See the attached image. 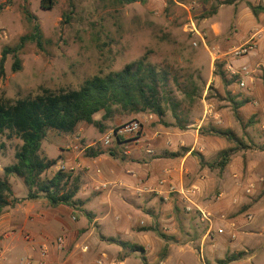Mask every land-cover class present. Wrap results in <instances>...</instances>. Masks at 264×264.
<instances>
[{
	"label": "rangeland",
	"instance_id": "rangeland-1",
	"mask_svg": "<svg viewBox=\"0 0 264 264\" xmlns=\"http://www.w3.org/2000/svg\"><path fill=\"white\" fill-rule=\"evenodd\" d=\"M40 2L0 0V59L4 48L19 46L21 37L33 30L24 9L37 17L44 34L41 49L27 43L20 50V71H13L14 58L7 57L0 78L1 100L16 102L46 89L78 90L87 79L117 73L146 59L167 75V90L185 125L178 127L169 106L164 118L152 113L117 114L103 121L104 113H98L94 119L102 122L104 132L86 124L74 134L48 132L40 155L58 162L43 179L59 170L72 173L80 179L76 199L81 203L80 210H67L42 197L53 213L68 216L74 227L71 235L60 226L51 235V264H119L124 258H129L126 264H146L148 252L158 250L162 255L170 245L196 251L195 256L187 254L193 257L191 264H219L241 253L242 259L230 264H264V12L255 16L250 9V5L264 7V2L140 0L116 6L110 0H56L51 10L42 9ZM253 44L250 53L238 54ZM132 122L140 124L139 134L120 136V128ZM211 128L232 136L200 134ZM9 135L0 133V179L11 186L10 201L29 200L23 180L5 176V168L16 163L22 146L21 140ZM155 142L159 150L153 149ZM90 147L114 151L119 166L128 165L136 173L144 169L145 153L151 160L169 156L167 178L145 187L139 179L130 187L138 189L136 194L128 193V185L119 188L113 178L97 179L85 165V159L92 158L86 154ZM229 148L237 149L236 154L221 170L219 154ZM62 150L71 151V161L60 160ZM96 173L100 175L99 170ZM102 196L109 202L101 204ZM202 212L211 215L213 225ZM219 228L225 234H217ZM20 233L16 228L17 238ZM59 237L65 240L62 248L55 243ZM124 242L129 246L122 247ZM18 246L7 264L29 261L27 242ZM48 256L49 251L46 258L31 263L46 264ZM148 259L157 261L153 256Z\"/></svg>",
	"mask_w": 264,
	"mask_h": 264
},
{
	"label": "trees",
	"instance_id": "trees-1",
	"mask_svg": "<svg viewBox=\"0 0 264 264\" xmlns=\"http://www.w3.org/2000/svg\"><path fill=\"white\" fill-rule=\"evenodd\" d=\"M116 6L131 5L140 0H110ZM56 0H41V8L51 10ZM255 16L264 12V7L250 5ZM216 14L214 9L213 15ZM25 18L32 23L33 30L30 34L21 37L17 47H6L0 59V78L5 75V62L9 55L14 58L13 71L21 70L19 52L27 43H35L42 48L44 34L37 22V17L29 9H24ZM70 19V17H68ZM167 75L146 59L127 64L121 71L107 76H94L87 79L78 90H44L34 97L11 102L0 99V133L9 132L10 138L15 136L22 141V146L17 151L16 163L5 168V176L11 175L21 178L29 190L28 199L36 200L45 197L51 206H66L80 210V201L76 199L80 190V179L72 173L59 170L52 178L43 179V175L57 165V160H48L40 155L42 142L51 130L65 134H74L83 125L97 127L104 132V125L96 121L94 116L103 112V121L113 119L117 114H145L152 113L159 118H164L167 107L170 106L178 127L185 128L180 123L176 112L178 104L173 102L167 90ZM244 103L240 104L242 107ZM201 135L216 134L232 136L217 128L200 130ZM234 148H229L219 154L217 165L224 170L229 164L231 156L236 154ZM184 152H190L184 149ZM88 157H99L108 154L116 157L114 151H94L92 147L86 152ZM180 157V153L172 154ZM204 165L203 157H200ZM213 168V166H209ZM12 189L6 180L0 179V217L7 207H15L21 201H10ZM122 247L129 243H120ZM140 247H133L137 251ZM243 253L232 255L219 264H230L242 259Z\"/></svg>",
	"mask_w": 264,
	"mask_h": 264
},
{
	"label": "crops",
	"instance_id": "crops-1",
	"mask_svg": "<svg viewBox=\"0 0 264 264\" xmlns=\"http://www.w3.org/2000/svg\"><path fill=\"white\" fill-rule=\"evenodd\" d=\"M154 150L160 148L158 143H152ZM159 150V149H158ZM74 151V150H73ZM72 151V152H73ZM61 154L60 160L71 161L72 153L71 151H63ZM140 154V151L139 153ZM142 154V153H141ZM173 154V153H172ZM146 161H144V169L135 172V169L131 168L128 165H120L117 163L116 158L109 157L106 154L96 157V158H87L85 159V165H89L93 169V174L98 179L101 178H113L114 186L119 188L126 187L128 193L136 194V190L130 189V187H135L136 182L143 184V186L153 185L157 181L159 183L167 178L166 173L167 167H169V159L167 157H160L158 160H151V156H147L146 153L143 156ZM185 160L188 159V156H185ZM157 161V162H156ZM163 161V162H162ZM96 170H99L100 175L98 176ZM129 171L132 173L130 174ZM134 174V175H133ZM135 176V177H133ZM100 179V178H99ZM125 192V191H123ZM36 200H23L25 198H19L23 200L21 203L17 204L15 207H7L0 217V264H7V257L11 252H16L19 249L18 244L22 242H27L29 247L27 248L29 257L28 259L33 261L34 259H41L42 248L46 247L49 251L48 261L45 260L46 264H51V235L57 231V227L60 226L62 232L67 235L73 233L74 227L70 223V218L68 216H63L60 214H55L51 211V206L49 207L46 199L42 198ZM122 198H124L122 196ZM80 200V199H78ZM101 204H106L109 202L108 197L98 198ZM21 206L26 208L24 211H21ZM67 210H72L70 207H65ZM84 209V208H83ZM96 219L95 222H97ZM21 229L19 238L15 236L16 228ZM118 252H122V249L118 248ZM196 255V251L187 252L185 249H178L176 246L170 245V251L168 253H163L161 255L160 251L154 250L148 252L145 263L146 264H187L193 260V257H187V254ZM161 255L162 259L158 260L157 258ZM176 255V257H175ZM153 256L157 261H151L148 258ZM46 258V257H45ZM190 258V261L188 260ZM129 258H124V260L119 261V264H126ZM202 263V262H201Z\"/></svg>",
	"mask_w": 264,
	"mask_h": 264
},
{
	"label": "built area",
	"instance_id": "built-area-1",
	"mask_svg": "<svg viewBox=\"0 0 264 264\" xmlns=\"http://www.w3.org/2000/svg\"><path fill=\"white\" fill-rule=\"evenodd\" d=\"M262 1L264 2V0H262ZM193 31H194V32H197L196 27H193ZM195 45H196V43H195ZM254 46H255V45L253 44V45H249L248 47H243V48L239 49L238 54H239V55H243V54L246 55V54L250 53V52L255 48ZM245 73L247 74L248 72L245 70ZM241 86L244 87V86H245V83H242ZM140 130H141V126H140V124H139L138 122H132V123H128V124L124 125L123 127H121L120 130L118 131V134H119L120 136H124V137H134V136H136V135L139 134V131H140ZM115 135H117V134L115 133ZM109 143H110V140H109V138H107V139H106V144H109ZM202 214H203V216H204L209 222H211L212 225H213V221H212V219L210 218L211 215L209 214L210 217H208L205 213L202 212ZM212 228H213V226L211 227L209 233L211 232ZM217 234H225L224 229L219 228V229L217 230ZM55 243H56L60 248H62V247L64 246V244H65V240H64L63 237H59V238L56 240ZM42 250H43V251L41 252V253H42V254H41V258H45V257L47 256V252H48V250H47L46 247H43ZM201 257H202V260H203V256H202V254H201ZM42 260H43V259H42ZM25 264H32V263H31V260L27 261V263H25ZM39 264H44V262H43V261H40ZM96 264H102V261H97Z\"/></svg>",
	"mask_w": 264,
	"mask_h": 264
}]
</instances>
